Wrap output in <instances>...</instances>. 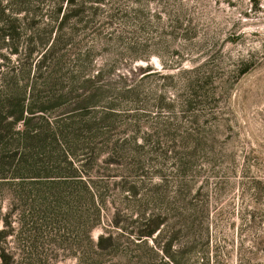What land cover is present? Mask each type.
Returning <instances> with one entry per match:
<instances>
[{"label": "rangeland", "instance_id": "obj_1", "mask_svg": "<svg viewBox=\"0 0 264 264\" xmlns=\"http://www.w3.org/2000/svg\"><path fill=\"white\" fill-rule=\"evenodd\" d=\"M82 1L101 10L76 29L67 66L77 68L75 52L88 63L73 73V83V75L60 83L38 81L44 105L59 95L72 98L34 113L28 126L49 143L70 121L83 117L91 125L93 118L110 116L103 135L94 139L80 129L84 141L74 159L79 168L90 163L82 167L83 179L107 184L102 219L89 236L118 240L98 264H173L161 249L167 245L179 264H264V0ZM65 27L64 34L72 35V26ZM20 59V53L0 49V110L13 93L5 92L7 77L16 74V84L27 89L38 80L32 69L28 80ZM92 93L84 104L82 97L73 99ZM24 128L18 121L7 131L15 135ZM115 144L128 155L142 154V168L134 171L132 161L112 156ZM95 146L104 149L97 155ZM174 152L184 161L181 170ZM131 185L140 190L147 213L155 212L161 222L159 234L141 247L108 222L118 210L132 214L124 189ZM9 194H0V212ZM12 226L19 231L16 222ZM8 240L16 246L13 237ZM22 245L18 260L26 258ZM43 248V258H32L33 264H77L74 257L59 251L53 257L51 247Z\"/></svg>", "mask_w": 264, "mask_h": 264}, {"label": "trees", "instance_id": "obj_2", "mask_svg": "<svg viewBox=\"0 0 264 264\" xmlns=\"http://www.w3.org/2000/svg\"><path fill=\"white\" fill-rule=\"evenodd\" d=\"M65 1L63 9L64 0H0V49L4 46L13 53H20V69L27 73V77L31 69L39 75L38 80L34 79V84H29V89L26 84L20 87L16 84V74L13 78H6L8 84L5 92L12 89L13 93L6 95V106L0 110L3 111L0 123H5L0 126V194L7 190L11 196L8 197L5 211L0 212V264H33L32 258L40 262L45 250L43 247L46 246L51 247L53 257L59 251L74 257L77 264H98L101 258L114 251L118 240L104 233H100L94 241L90 238V229L102 219L107 184L106 181L90 182L82 178V167H89L90 163L80 168L74 165L84 141L80 129L94 139L97 135H103V124L110 116L93 118L94 123L88 122L91 125L83 117L70 121L68 125L59 127L62 131L56 130L51 134L49 143H46L45 134L37 133L36 129L28 126L34 113L59 107L65 99L72 98L70 95H59L47 100L48 103L44 105L40 99L43 95L37 91V86L41 87L38 81L53 78L60 83L69 75L82 72L88 63L86 56L81 60L78 52H75L73 62H78L77 68L67 66L69 54L76 48V29L92 23L101 8H86L82 0ZM44 12L48 13L44 15ZM20 13L23 14L21 17L16 16ZM67 25L72 26L69 30L72 35L64 34ZM66 70L70 71L68 75ZM77 80L76 76L71 77V83ZM73 91V85L69 86L68 94ZM94 95H76L73 99L82 97L80 102L84 104ZM79 109L84 111L87 108ZM81 114L84 116V113ZM18 121H22L25 128L15 135L9 133L7 130ZM94 148L97 151H91L97 155L104 149L98 146ZM110 149L112 156L115 154L117 158L132 161L130 167L134 171L142 168V154L132 151L128 155L130 151L121 144H115ZM174 157L178 160V166L182 163L179 169H183L185 164L180 154L174 152ZM111 160L113 158L105 163ZM124 189L130 194L126 198L132 199L130 208H133V212L129 216H122L118 210L108 222L122 232H129L135 239L133 243L141 247L145 245L146 238L157 231L159 234L161 222L155 212L147 213V203L141 199L143 196L136 185L124 186ZM12 222L18 224V232H14ZM9 237H13L16 246L8 245ZM20 241L25 243L22 254L24 252L26 258L24 256L18 260L16 248L20 246ZM167 248L168 245L161 248L163 253L173 264H179Z\"/></svg>", "mask_w": 264, "mask_h": 264}]
</instances>
